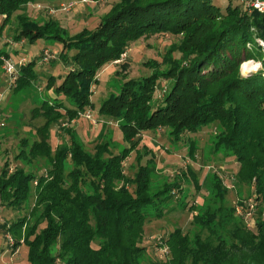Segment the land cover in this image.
Segmentation results:
<instances>
[{
    "label": "trees",
    "instance_id": "16d2710c",
    "mask_svg": "<svg viewBox=\"0 0 264 264\" xmlns=\"http://www.w3.org/2000/svg\"><path fill=\"white\" fill-rule=\"evenodd\" d=\"M33 1L0 0L6 20L23 9L14 38L62 40L64 51H76L61 54L71 69L55 87V98L38 95L33 101V118L44 121L21 138L15 154L20 166L11 170L6 163L0 173V204L27 210L11 223H0V231L12 235L15 247L28 248V264H264V51L256 41L264 39V14L232 3L224 10L214 0H119L95 29L72 35L57 19L41 21L24 13ZM154 34L178 39L161 61L143 62L151 73L124 80L100 108L105 121H117L129 146L114 153L100 133L92 151L76 130L63 127L67 138L53 148V125L93 106L92 87L103 66L121 60L133 43ZM8 55L0 50V63ZM250 58L262 68L243 78L241 62ZM35 64L19 66L13 94L37 92ZM162 78L170 87L156 106L154 94ZM55 80L50 77L48 88ZM212 123L218 129L214 149L222 148L239 163L235 183L255 189V228L237 213L239 205L245 211L249 205L243 198L238 206L229 203V188L216 173L211 192L219 207L190 206L192 228L175 227L161 244L170 255L154 258L143 244L146 223L164 216L173 189H183L179 181L154 189V155L143 163L139 152L133 176L126 174L124 160L138 149L144 130L164 127L179 139ZM39 164L44 173L32 170ZM191 174L200 188L196 173Z\"/></svg>",
    "mask_w": 264,
    "mask_h": 264
},
{
    "label": "rangeland",
    "instance_id": "374dc122",
    "mask_svg": "<svg viewBox=\"0 0 264 264\" xmlns=\"http://www.w3.org/2000/svg\"><path fill=\"white\" fill-rule=\"evenodd\" d=\"M69 1L71 0H60V2L57 0H35L27 4L24 13L41 21L50 18L60 21L58 19L60 15L65 16V18L68 17L70 25L68 21H66V24L63 22L61 24L66 25L65 27L73 35L85 28L95 29L102 18L112 9L114 3L119 0H87L85 2L75 0L78 2L73 7L60 9L61 3H68ZM214 1L224 10L229 3H232L234 6L238 5L241 9L249 11L246 0ZM52 8L57 10L52 11ZM22 12L23 9L16 11L8 20H6L4 15H0V50L8 49L9 46H12L6 42H18L12 46L14 51L8 57L2 56L3 62L0 63V118L5 123L4 126H0V173L6 163H9L11 170L20 166L21 162L15 159V154L18 152L21 138L27 136L31 129L35 130L44 121L42 117L33 118V108L35 106L33 101H36L39 96L55 98V87L63 81L65 73L68 72L65 69L68 64L61 54L72 56L76 51L74 49L64 51V42L62 40L48 39L46 37H38L33 41L28 38L16 40L14 37L20 30L17 17ZM177 39V36L166 34H154L149 38H141L133 43L125 54H122L121 60L115 61L120 63L111 62L105 64L97 83L92 87L91 101L93 106L88 107L79 117L72 120L64 119L62 122L53 125L50 140L52 147L56 148L59 143L64 141V139L66 140L67 135H65L63 127H72L76 130L79 138L92 151L94 150V145L100 140V133L102 135L101 140L108 139L111 141L114 153H119L122 148L129 146V143L124 140L122 129L117 121L114 119L105 121L100 116L101 105L111 93L118 92L124 80L151 73L152 70L144 66L143 62L150 58L161 61L170 43ZM260 39L262 38H257L256 41L262 47ZM262 49L264 51L263 47ZM176 55L179 56L180 54L176 53ZM46 57L47 59H45ZM6 60L16 65L36 61L34 69L38 73L37 92L31 91L21 94V96L13 94V87H9L10 76L4 68ZM245 61H251L252 63L245 64ZM242 64H244V67L241 71L243 70L248 74L262 68L261 62L256 59L244 60L241 62ZM257 65L260 67L257 68ZM51 76H54L56 80L53 87L48 88L47 85ZM169 87L170 82L162 78L154 94L153 102L156 106L163 102ZM60 97L64 96L61 95ZM66 102L69 104L68 101ZM90 111L92 119L86 117ZM217 131L216 124L212 123L201 127L197 131L185 132L179 139H176L170 136V129L164 127L144 130L139 140L138 149L128 154L124 160L126 174L133 176L139 165L138 153L140 152V161L143 163L154 155L156 159L155 171L153 172L154 189L162 188L166 181L170 183L179 181L183 189V192L178 187L173 189V198L169 203L165 204L167 212L164 216L152 218L146 223L143 244L149 245L150 256L160 259L167 258L170 254L168 248L161 245L162 241H164L163 238L167 237L177 226L182 227L185 231L192 228L191 221L194 212L190 210V206L197 204L202 209L211 204L210 206L214 210L219 207L218 198H216L218 201H215L211 192V182L214 180L213 174H219L228 186L227 199L229 203H234L238 206L239 204L236 203L238 198L240 200L243 198L248 205L255 202L254 187L235 183L236 174L239 170V163L236 157L224 154L225 152L223 153L222 148L219 151L214 149ZM191 144H195L193 154L190 153ZM147 150H149V153L146 152ZM32 170L37 171L39 174L45 172V168L41 164L38 167L32 165ZM190 170L196 173L200 188L196 185ZM131 191H134L133 186ZM203 197L205 202H203ZM33 202L34 199L32 198L31 204ZM183 203L187 204L185 208L182 207ZM26 211L25 209L22 211L8 208L0 204V223H11L18 216L25 214ZM249 211L250 213H248ZM256 212L257 210L251 206L245 211L239 205L237 210L239 215L245 216L246 223L252 228H255ZM14 243L15 240L12 235L0 231V248H2L0 251V263L28 264V248L24 247V245L15 247Z\"/></svg>",
    "mask_w": 264,
    "mask_h": 264
},
{
    "label": "built area",
    "instance_id": "2783aa9c",
    "mask_svg": "<svg viewBox=\"0 0 264 264\" xmlns=\"http://www.w3.org/2000/svg\"><path fill=\"white\" fill-rule=\"evenodd\" d=\"M82 2H85L87 0H81ZM78 1L75 0H71L68 3H61L60 5V9H69L71 7H73ZM249 11H254L257 10L260 13L264 14V0H246ZM59 9V8H58ZM52 11H55L57 9H51ZM262 47L264 48V39H260L259 40ZM125 54V53H124ZM48 56V55H47ZM47 59V57L45 58ZM5 71L6 73L10 76V86L9 87H14L16 85V80L18 78L19 75V68L18 65L14 64L13 62L6 60V63L4 65ZM87 118L92 119V114L91 111L86 115ZM5 123L1 120L0 118V126H4ZM254 208V204L250 203L249 207ZM239 206L237 207L238 210ZM250 213V211L248 212Z\"/></svg>",
    "mask_w": 264,
    "mask_h": 264
},
{
    "label": "crops",
    "instance_id": "0c3cea01",
    "mask_svg": "<svg viewBox=\"0 0 264 264\" xmlns=\"http://www.w3.org/2000/svg\"><path fill=\"white\" fill-rule=\"evenodd\" d=\"M58 2H60V0H57ZM79 3H82V2H79ZM61 17V18H60ZM58 19H60V22H63L64 24H66V21H68V23L70 22V20H69V18L68 17H66L65 18V16L63 17V15L61 16H59L58 17ZM68 19V20H67ZM63 24V25H64ZM69 25H70V23H69ZM64 26H66V25H64ZM7 44L9 43V44H11L12 46L13 45H16L17 43H14L13 41H9V42H6ZM12 46H9L8 47V49H4V50H6V52L8 53V54H11L13 51H14V48L12 47ZM22 59H25V58H22ZM115 63H120V62H115ZM20 66V64H18V67ZM65 66V65H64ZM68 66V67H67ZM67 66H65V69L66 70H69V69H71V67H69V65H67ZM103 70V68L99 71V73H98V77H99V75L101 74V71Z\"/></svg>",
    "mask_w": 264,
    "mask_h": 264
},
{
    "label": "clouds",
    "instance_id": "9594fccd",
    "mask_svg": "<svg viewBox=\"0 0 264 264\" xmlns=\"http://www.w3.org/2000/svg\"><path fill=\"white\" fill-rule=\"evenodd\" d=\"M245 64L247 63V61H245L244 62ZM243 67H244V64H242L241 65V69H243ZM260 66L259 65H257V68H259ZM255 70V69H254ZM241 76L243 77V78H247L248 77V73H246V72H244L243 70L241 71Z\"/></svg>",
    "mask_w": 264,
    "mask_h": 264
},
{
    "label": "bare ground",
    "instance_id": "6f19581e",
    "mask_svg": "<svg viewBox=\"0 0 264 264\" xmlns=\"http://www.w3.org/2000/svg\"><path fill=\"white\" fill-rule=\"evenodd\" d=\"M249 63H252L251 61H249V62H247V64H249ZM254 68H256V67H254ZM248 71V70H247Z\"/></svg>",
    "mask_w": 264,
    "mask_h": 264
}]
</instances>
